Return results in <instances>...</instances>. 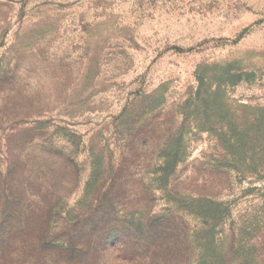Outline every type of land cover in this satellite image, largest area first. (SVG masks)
I'll return each instance as SVG.
<instances>
[{
    "label": "rangeland",
    "instance_id": "1",
    "mask_svg": "<svg viewBox=\"0 0 264 264\" xmlns=\"http://www.w3.org/2000/svg\"><path fill=\"white\" fill-rule=\"evenodd\" d=\"M143 260L264 264V0H0V264Z\"/></svg>",
    "mask_w": 264,
    "mask_h": 264
},
{
    "label": "trees",
    "instance_id": "2",
    "mask_svg": "<svg viewBox=\"0 0 264 264\" xmlns=\"http://www.w3.org/2000/svg\"><path fill=\"white\" fill-rule=\"evenodd\" d=\"M55 190L53 185L50 181L44 177L42 181H39L38 185V193H29L31 199L29 200L27 206V215L28 219L32 222H36L39 231L41 234L39 235V239L41 242V246L45 249L50 248L51 251H59L61 249V253L68 254V253H75L78 256L83 253V250L80 251V247L75 245H67L66 243L61 246H54L55 243L50 239V225H51V218L53 216V199L55 197ZM14 204V203H13ZM7 207V210L10 212V217H13L12 214L16 213L15 209H11L12 205ZM8 219L6 217L3 218L2 226L5 227L6 222ZM166 222H159L156 226V230L158 234H163L166 230ZM37 228V229H38ZM52 245V246H51ZM102 247V245L95 244L94 249L98 250ZM183 246L180 247L179 250H182ZM64 251V252H63ZM144 264H153L154 262H147L146 260L142 261Z\"/></svg>",
    "mask_w": 264,
    "mask_h": 264
}]
</instances>
